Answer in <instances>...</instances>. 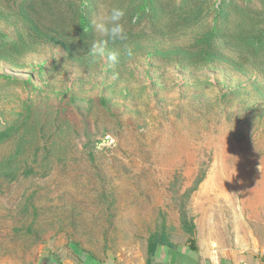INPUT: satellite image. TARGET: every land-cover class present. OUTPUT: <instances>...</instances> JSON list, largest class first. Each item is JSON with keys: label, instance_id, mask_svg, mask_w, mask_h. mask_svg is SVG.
Instances as JSON below:
<instances>
[{"label": "rangeland", "instance_id": "rangeland-1", "mask_svg": "<svg viewBox=\"0 0 264 264\" xmlns=\"http://www.w3.org/2000/svg\"><path fill=\"white\" fill-rule=\"evenodd\" d=\"M23 1L0 0V34L9 40L29 34L13 6ZM161 1L176 20L184 0ZM200 1V24L162 18L127 29L115 65L88 54L80 64L54 44L0 61V130L23 128L21 165L35 170L1 182L0 264L107 252L117 264H157V250L148 263L154 234L172 246H158L163 264L264 256V75L246 61L191 56L220 4ZM251 1L250 9L264 8ZM87 3L92 22L123 0ZM38 11L48 26L57 21ZM68 18L59 22L76 38ZM14 149L1 147L0 160Z\"/></svg>", "mask_w": 264, "mask_h": 264}, {"label": "trees", "instance_id": "trees-1", "mask_svg": "<svg viewBox=\"0 0 264 264\" xmlns=\"http://www.w3.org/2000/svg\"><path fill=\"white\" fill-rule=\"evenodd\" d=\"M88 0H24L21 4L16 2L15 7L18 16L24 21L28 36L20 37L15 40H9L4 34H0V61L14 62L22 58L28 52L41 48L42 45L54 44L63 47L68 55L83 64L86 54L92 42L97 38L96 32L92 28L89 17L90 4ZM128 3H127V2ZM123 0L120 8L126 9L124 23L126 30L133 29V26L147 20L152 25H156L160 19L175 20L169 12L168 5L161 0ZM189 2L191 9L186 10V3ZM194 0H184L176 11L175 21H182L183 24L191 22L200 24L204 22L205 8L202 7L204 2H200L201 7L193 8L191 3ZM251 0L246 6L237 3L236 0H220L218 9L214 18V26L207 23L205 31L196 39L195 47L191 56L198 61L204 58V62L223 60L231 63L234 67L243 66V61L255 66L258 72L264 75V8L250 9ZM261 5L264 0H261ZM195 3V2H194ZM187 5V6H189ZM189 6V7H190ZM38 7L43 8L52 19L57 21L48 26L44 22L43 12L38 11ZM33 13H36L35 16ZM68 14L73 29L63 27V15ZM68 18V19H69ZM171 24V22H169ZM178 23V22H176ZM209 25V26H208ZM122 42H109L107 50L109 52L119 51ZM221 46H227L229 52H239V63L231 58L232 55L225 53ZM179 54L188 55L186 48H180ZM120 58V57H119ZM235 64V65H234ZM34 113V112H33ZM22 127H7L0 130V148L15 144L14 153L0 160V189L2 181H15L20 177H30L34 175L35 170L22 166L21 151L25 147L26 135L22 133ZM23 167V168H22ZM195 229V225L193 224ZM160 244L172 247L167 243L165 236L158 237L156 234L151 236L148 245V254L150 263L152 257Z\"/></svg>", "mask_w": 264, "mask_h": 264}, {"label": "clouds", "instance_id": "clouds-1", "mask_svg": "<svg viewBox=\"0 0 264 264\" xmlns=\"http://www.w3.org/2000/svg\"><path fill=\"white\" fill-rule=\"evenodd\" d=\"M126 16V9L120 7H113L107 15H101L94 18L91 22L92 28L98 34L90 48L88 55L93 58L106 57L112 64L120 62L119 54L117 52H108L107 46L111 41L113 43L128 40V33L125 27L124 18ZM125 54L127 57L132 58L136 55L133 48L126 47ZM166 256L163 247L157 250L156 260L157 264H163Z\"/></svg>", "mask_w": 264, "mask_h": 264}, {"label": "crops", "instance_id": "crops-1", "mask_svg": "<svg viewBox=\"0 0 264 264\" xmlns=\"http://www.w3.org/2000/svg\"><path fill=\"white\" fill-rule=\"evenodd\" d=\"M158 250V249H157ZM247 257V256H246ZM33 264H117L112 254L107 252L103 258H96L91 255H81L80 257H72L69 259L59 258L51 254L41 253L37 256ZM235 264H245L243 261H238ZM250 264H264V256L258 259V263L252 262Z\"/></svg>", "mask_w": 264, "mask_h": 264}]
</instances>
